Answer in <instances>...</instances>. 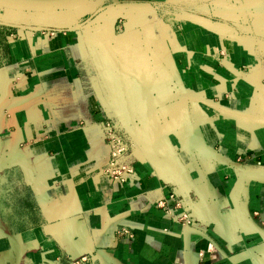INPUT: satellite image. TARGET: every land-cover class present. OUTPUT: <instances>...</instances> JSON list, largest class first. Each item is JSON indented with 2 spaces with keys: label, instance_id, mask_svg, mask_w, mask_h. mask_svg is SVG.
Listing matches in <instances>:
<instances>
[{
  "label": "crops",
  "instance_id": "1",
  "mask_svg": "<svg viewBox=\"0 0 264 264\" xmlns=\"http://www.w3.org/2000/svg\"><path fill=\"white\" fill-rule=\"evenodd\" d=\"M0 30V264H264V0H0Z\"/></svg>",
  "mask_w": 264,
  "mask_h": 264
},
{
  "label": "built area",
  "instance_id": "2",
  "mask_svg": "<svg viewBox=\"0 0 264 264\" xmlns=\"http://www.w3.org/2000/svg\"><path fill=\"white\" fill-rule=\"evenodd\" d=\"M103 138L104 145L109 151V158L106 165L100 170V175L108 177L111 181L126 182L135 174L133 164L129 158L132 149L130 138L124 129L114 121L105 123ZM159 205L167 206L162 201ZM166 208L169 210L168 207ZM118 235L119 237H125V239L133 238V234L127 229L120 230ZM74 264H80V262Z\"/></svg>",
  "mask_w": 264,
  "mask_h": 264
},
{
  "label": "trees",
  "instance_id": "3",
  "mask_svg": "<svg viewBox=\"0 0 264 264\" xmlns=\"http://www.w3.org/2000/svg\"><path fill=\"white\" fill-rule=\"evenodd\" d=\"M3 34H5L4 32H2V30H0V52L2 51V52H7V46H4L3 45V42H2V36H3Z\"/></svg>",
  "mask_w": 264,
  "mask_h": 264
}]
</instances>
